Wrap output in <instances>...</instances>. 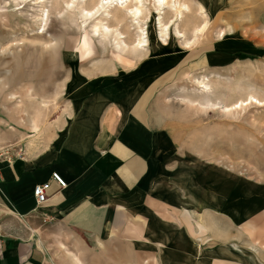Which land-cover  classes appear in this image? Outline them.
I'll return each instance as SVG.
<instances>
[{"label":"rangeland","instance_id":"1","mask_svg":"<svg viewBox=\"0 0 264 264\" xmlns=\"http://www.w3.org/2000/svg\"><path fill=\"white\" fill-rule=\"evenodd\" d=\"M71 1L48 0L40 34L28 3L0 0V133L10 129L0 153L43 148L97 76H132L159 136L155 183L173 200L130 241L40 226L44 264H264V0H177L189 7L176 22L185 36L165 8L164 42L147 1L145 51L132 47L124 10L111 8L105 23L122 32L120 53L82 23L79 7L96 0L68 10ZM193 24H204L194 41Z\"/></svg>","mask_w":264,"mask_h":264},{"label":"crops","instance_id":"2","mask_svg":"<svg viewBox=\"0 0 264 264\" xmlns=\"http://www.w3.org/2000/svg\"><path fill=\"white\" fill-rule=\"evenodd\" d=\"M130 79L97 76L43 148L0 155V264H44L40 226L45 225L94 242L110 235L133 240L165 209L166 198L173 200L155 183L159 136L149 123L148 93L127 85ZM5 131L10 129L1 132L0 145ZM45 181L47 200L38 205L32 189Z\"/></svg>","mask_w":264,"mask_h":264},{"label":"bare ground","instance_id":"3","mask_svg":"<svg viewBox=\"0 0 264 264\" xmlns=\"http://www.w3.org/2000/svg\"><path fill=\"white\" fill-rule=\"evenodd\" d=\"M147 1L153 7V9L157 11V23L159 25L160 34L158 36L163 42L169 35L170 29V26L162 22L160 16L162 11L164 12L165 8H170L174 11V17L172 16V19L168 22V24L173 26L174 33L178 36V38L185 36V34L179 29L176 22L183 18V15L189 11V7L177 0H96L94 6L90 10H85L84 8L79 7L81 3L80 0H72L71 2L67 3V8L68 10L74 9L75 6L73 3L77 2V6L81 8L80 18L82 19V23L89 27L91 35L97 38L100 43L110 39L118 53L123 52L124 48L127 47V44L123 40L124 36L122 35V32L118 31L117 29H110L105 23V20L110 16L111 8H122L124 10L125 16L130 19L132 25H134V27L137 29L138 38L136 39V42L133 43L132 47L136 51H145L149 45V42L147 39V31H145L147 28H143L142 19L145 17L144 11ZM47 2L48 0H3L5 5L13 4V6H18L20 3H28L32 9H35L36 13L32 15V17L35 19V22L38 26L37 31L39 32L37 33L40 34L46 32L47 30L48 17L45 10V4ZM200 11H202V9H200ZM202 27H204V24L203 26H197L196 24H193V27L191 28L193 41L197 38L200 31L202 32ZM193 41H186L185 45L190 47L191 44H193Z\"/></svg>","mask_w":264,"mask_h":264},{"label":"built area","instance_id":"4","mask_svg":"<svg viewBox=\"0 0 264 264\" xmlns=\"http://www.w3.org/2000/svg\"><path fill=\"white\" fill-rule=\"evenodd\" d=\"M5 154H6L5 152L0 153V155H5ZM51 178L55 180L61 187L65 186L64 180L61 178V176L57 172H52ZM48 186H49L48 181L39 182L33 186L32 192L35 197L36 203L38 205L44 203L47 200L46 190Z\"/></svg>","mask_w":264,"mask_h":264}]
</instances>
